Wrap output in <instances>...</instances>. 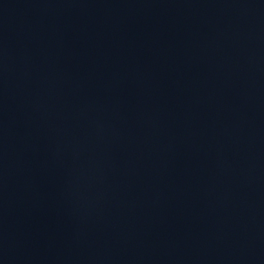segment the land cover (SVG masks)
I'll use <instances>...</instances> for the list:
<instances>
[{
  "label": "water",
  "instance_id": "obj_1",
  "mask_svg": "<svg viewBox=\"0 0 264 264\" xmlns=\"http://www.w3.org/2000/svg\"><path fill=\"white\" fill-rule=\"evenodd\" d=\"M0 264H264V0H0Z\"/></svg>",
  "mask_w": 264,
  "mask_h": 264
}]
</instances>
